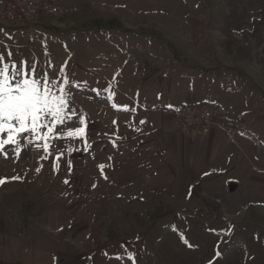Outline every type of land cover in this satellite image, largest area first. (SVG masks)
<instances>
[{"label": "rangeland", "instance_id": "rangeland-1", "mask_svg": "<svg viewBox=\"0 0 264 264\" xmlns=\"http://www.w3.org/2000/svg\"><path fill=\"white\" fill-rule=\"evenodd\" d=\"M66 5L76 11L56 20L60 24L0 23L5 61L10 49L13 60L22 55L29 65L36 58L56 69L66 63L70 82L81 83L74 106L91 144L64 139L60 147L53 140L48 159H41L42 149L26 146L17 160L13 146L5 147L0 178L23 180L0 186V264H132L128 253L135 264H264V0ZM138 90L147 99L169 96L168 128L152 141L126 146L120 122L130 137L144 119L132 99ZM213 97L230 107L225 114L237 134L217 129L225 140L213 163L199 170L190 159L204 147L201 136L184 134L174 109L210 108L202 102ZM102 132L115 137L117 147L103 141ZM165 132L182 136L167 141ZM166 149L184 165L162 156ZM59 151L65 155L57 161ZM180 233L198 247L189 248Z\"/></svg>", "mask_w": 264, "mask_h": 264}, {"label": "snow or ice", "instance_id": "snow-or-ice-1", "mask_svg": "<svg viewBox=\"0 0 264 264\" xmlns=\"http://www.w3.org/2000/svg\"><path fill=\"white\" fill-rule=\"evenodd\" d=\"M12 55L13 53L9 49L7 51L8 60L5 61V54L0 52V155L7 159L8 152L5 151V147L13 146L14 156L19 160L21 152L25 150L26 146H35L45 153L41 159H48L52 155L51 141L55 140L62 147L60 142L64 139H78L84 143L86 148H90L91 144L86 136L85 120L77 117V109L74 106V88L80 89L81 83L73 85L70 82V78L65 72L66 63L56 69L51 61H47L41 66L39 58H36L29 65L26 57L20 55V59L17 61L12 59ZM45 55H50L47 53L46 45ZM49 70L52 71L51 76ZM83 83L87 84L86 81ZM92 91L99 95L98 89L93 88ZM105 91L108 92V99L112 100L115 93L111 90V86ZM112 106L118 108L115 103ZM122 110L129 111V108L125 105ZM77 119L78 124L84 126H77ZM140 123L143 124L145 121L141 120ZM65 128L68 130L63 131ZM111 142L114 147H117L115 140ZM73 151V148L67 149L68 153ZM64 155V151H59L55 159L59 161ZM59 166L57 163L56 168L59 169ZM66 167L71 171V160L66 162ZM99 168L103 175L105 165L101 164ZM40 170L37 168L36 172L39 173ZM209 174L205 173L204 175ZM104 178L107 179V176ZM22 180L23 177L20 175L10 178V181ZM10 181L7 177L0 178V186ZM64 183L68 184L69 181L65 179ZM173 230H176L175 226H173ZM180 238L189 248L198 247L189 243L182 233H180ZM215 255L218 259L222 258L223 254L219 251V245H217ZM121 258L120 256L115 257L117 260ZM128 259L132 261V264H135L134 253H128ZM209 264H213V262L210 261Z\"/></svg>", "mask_w": 264, "mask_h": 264}, {"label": "crops", "instance_id": "crops-1", "mask_svg": "<svg viewBox=\"0 0 264 264\" xmlns=\"http://www.w3.org/2000/svg\"><path fill=\"white\" fill-rule=\"evenodd\" d=\"M64 1H68L66 2V4L72 2V1H75V3H82L83 0H64ZM63 1V2H64ZM62 4V3H61ZM65 3H63V5H66ZM68 6V5H66ZM75 7V6H74ZM68 17V16H67ZM66 18V17H65ZM58 19H53V18H45L42 20L41 23L44 22V24H50V22L52 24L55 25V22L58 24L62 23V20H59L58 22L56 21ZM128 64V62L126 63ZM116 74L114 72H110L109 76H115ZM87 82V86L89 85V81H86ZM141 92V90H138L134 92V94L132 95V99L134 101V105H135V108L138 109L140 112H142L141 116L144 118L143 121H145V123H143L141 126H137V128H135L133 130L134 133H136V135L133 134V136H130V137H127L126 133L128 132L129 133V130L128 128L125 129L122 124L124 125V123L121 121L120 122V125L121 127L123 128L122 131H120V134H121V137L120 139L121 140H127V145H134V144H137L141 141H144V140H150L152 141L156 136H159V132L161 129H167V121L169 120L170 118V115L168 114V106L171 105L172 103H168V99H169V96L167 95L166 98L164 97L163 98V95H156L154 98L153 96L149 97L148 99L145 98ZM214 99H205L203 100V104L205 105H209L210 108H214V109H219V110H222L224 113H228V109L230 107H225L223 105V101H222V97H213ZM157 101H164L165 102V106L162 107V106H158L157 104ZM194 105H202V104H194ZM233 107H231L232 109ZM143 110V111H142ZM226 110V111H225ZM122 117V114L120 116V118ZM231 120L234 121V119L232 118ZM99 122H97V126H99ZM178 126V125H177ZM136 129H139V131H136ZM179 129H181L179 127ZM217 129H213L209 134H206V135H203L201 136V138L197 139V142L200 143V145L204 146V147H201V148H198L195 150V152L198 154V155H195V158L194 159H190L191 160V166L196 168V169H203L204 167H207L209 166L211 163H213V158L215 157V150L217 151L218 147H219V143L218 142H222L225 140V135H223L222 133L216 131ZM139 132H142L139 134ZM184 134L186 135H191V133L189 131H182ZM101 134H99L97 137H99ZM182 136V135H181ZM180 134H171V133H164L163 134V137H165V140L167 139V141H175L177 138L181 137ZM141 137H143L141 139ZM102 139L103 141H113L115 139V137H112L110 138V136L108 135H105L104 132H102ZM149 141V142H150ZM129 143V144H128ZM164 151V155L162 156H166V157H176L175 159H172V161H174L175 163V160L177 161L178 165H181L182 163V166L184 165L183 162H185L183 160V162H180L179 160L181 158L180 155L176 156V151L173 150V149H169L167 151L166 150H163ZM189 159V158H188Z\"/></svg>", "mask_w": 264, "mask_h": 264}, {"label": "built area", "instance_id": "built-area-1", "mask_svg": "<svg viewBox=\"0 0 264 264\" xmlns=\"http://www.w3.org/2000/svg\"><path fill=\"white\" fill-rule=\"evenodd\" d=\"M75 11L73 6L63 5L59 0H0V23L22 26L40 23L45 18L63 19ZM174 114L181 128L194 137L209 134L213 129H219L229 137L237 134L228 116L219 109L181 105L174 109Z\"/></svg>", "mask_w": 264, "mask_h": 264}]
</instances>
